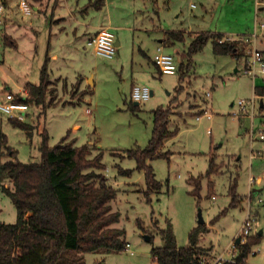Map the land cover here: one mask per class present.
I'll list each match as a JSON object with an SVG mask.
<instances>
[{
    "label": "rangeland",
    "instance_id": "rangeland-1",
    "mask_svg": "<svg viewBox=\"0 0 264 264\" xmlns=\"http://www.w3.org/2000/svg\"><path fill=\"white\" fill-rule=\"evenodd\" d=\"M20 1L27 5L35 2ZM108 1L111 19L135 29L125 36L111 29L116 38L120 37V46L112 59L97 55L87 46L85 36L74 39L69 33L68 39H61L59 42H64L60 54L48 69L50 77L62 75L63 80L52 78L53 94L46 97V101L52 100L50 106L42 111L28 103L24 119L19 120L30 126L31 135L13 127L9 117L0 112V130L8 145L16 151L19 161H38L41 133L45 131L49 146L69 134L67 141L92 145L90 158L102 152L104 168L96 172L116 190L111 206L120 213V219L114 226L125 230L124 239L130 246L120 253H87L85 264H151V248L163 245L160 229L170 224L177 244L184 246L189 233L198 225L199 210L209 230L204 241L211 242L217 256L222 255L225 260L231 258L233 248H227L232 242L235 245L248 212L252 228L246 242L259 235V231L262 236L242 264H264V202H257L264 194V142L251 141L250 137L251 131L256 135L264 129V99H256L253 113L249 103L245 113H240L237 105L241 99L249 101L254 87L264 84L260 74L255 78L244 74L253 48L261 51L264 58V27L259 26L264 24V9L256 4L262 2L264 7V0ZM68 2L72 4L71 0ZM1 4L2 18L6 19V30L0 28V102H4L8 92L22 96L28 94L27 86L24 87L27 82L39 83L50 12L38 15L36 21L34 12L25 15L17 5L4 8ZM84 9L80 14L86 21L100 23L107 18L94 8ZM37 22L40 33L36 41L32 27ZM173 30L243 39L239 57L214 55L209 41L192 56V66L180 82L178 67L187 61L186 40L163 49L174 56L176 73L156 75V67L149 59L162 43L165 31ZM6 33L16 47L4 41ZM51 35L54 42L53 32ZM194 37L186 35L189 41ZM152 74L156 75L153 79ZM132 83L148 86L152 96L136 105L130 94ZM157 108L170 109L168 129L178 131L159 149L165 157L147 161L161 183L147 195L144 172L136 170L133 159L121 154L131 148L147 147L154 126L152 111ZM11 159L5 152L0 163ZM210 165L213 171L207 174ZM119 168L132 173L122 175ZM191 180L193 184L189 183ZM198 181L201 189L194 196L191 192ZM2 186L12 185L7 178L0 177V222L12 224L17 218L16 208ZM233 186L239 204L229 207ZM222 211L225 212L221 214ZM145 236L152 237L151 241H146ZM234 253L238 255V249ZM206 256L209 262L217 257L211 253Z\"/></svg>",
    "mask_w": 264,
    "mask_h": 264
},
{
    "label": "trees",
    "instance_id": "trees-1",
    "mask_svg": "<svg viewBox=\"0 0 264 264\" xmlns=\"http://www.w3.org/2000/svg\"><path fill=\"white\" fill-rule=\"evenodd\" d=\"M168 36L178 42L184 39L178 32H168ZM3 39L15 47L10 36L5 35ZM209 41L214 55L235 58L239 57V45L243 39L229 40L223 39L221 35L197 34L187 46V61L180 68V82L192 66V56ZM49 61L46 55L39 72V83L27 85L28 94L25 98L26 103L34 104L42 111L52 101H46L47 95L53 94ZM254 93L263 97L264 84L254 87ZM152 113L154 126L147 147L131 148L124 155L121 154L124 158L133 159L136 170L144 172L147 195L161 184L155 179L147 161L165 157L159 149L165 140L174 137L178 131L168 129L169 108H157ZM8 121L13 127L31 135L28 124L15 118H9ZM68 135L56 145L49 146L47 133L43 131L38 148L39 160L21 162L0 130V159L5 152L12 157L0 163V177L7 178L12 186H2L1 189L11 199L17 212L14 223L0 222V264H85L84 255L87 253L104 255L120 253L125 249V230L114 226L120 219V213L111 206L116 198V190L107 184L101 173L96 172L104 168L102 152L90 158L92 149L85 144L76 145L74 140L67 141ZM118 171L122 175L132 173L121 168ZM211 171L212 165L207 174ZM189 183L193 184V181ZM200 189L199 181L195 182L191 194L198 196ZM230 193L232 200L229 207H235L239 204L235 186ZM206 230L204 224L197 225L189 233L188 243L179 246L171 225L167 224L166 228L159 231L163 245L150 250L151 264H202L201 260L206 254L197 244L199 234ZM260 238V235H254L246 243L236 245L238 255L235 264H242Z\"/></svg>",
    "mask_w": 264,
    "mask_h": 264
},
{
    "label": "crops",
    "instance_id": "crops-1",
    "mask_svg": "<svg viewBox=\"0 0 264 264\" xmlns=\"http://www.w3.org/2000/svg\"><path fill=\"white\" fill-rule=\"evenodd\" d=\"M105 1L106 2H104V0H94V2L92 3L91 0H89V2H90L89 4H82V3H79L77 0H71L72 4H69L68 0H45V2H44V0L43 1L42 0H35V2L33 4H30V5L28 4V6L30 7V10H31L29 14L34 12L35 13L34 17H35L36 21L39 20V18H37L38 15H40V14L46 15L48 11L50 12V18L48 20V23H49V27H48V29H49L48 30L49 38H48V43H47V51H46V54H45V56L48 55L49 58H50L49 63L51 61H53V59H56L59 56V54H60L59 50L63 46V42H64V41H62V42H59V41L61 39H64V37H66V39H68L69 33L71 34V36L74 39H78V38H81V36H85L86 43H87V40L90 37H92L93 35H95L98 32V30L103 28V27L109 28L110 30L111 29L112 30H116V31L119 32V34H121L123 36H125V33L128 32L129 30L131 31V30L135 29V28H133V27H131L129 25H125L124 23H120V20L114 22L113 18L111 19V17H110L111 16V13H110V9H111L110 1H108V0H105ZM0 3H4L3 4L5 6L4 8H11V6H15V5H17L18 8H20L19 7V0H1ZM256 4H257V6H259L258 8L260 10L264 9V7L261 6V4H263L262 2L256 1ZM84 8L85 9L86 8L87 9L88 8H94V9H96V11L98 13H100V14L104 13V17L107 16V18L103 19V21H101L100 23H97V22H94V21H88V20L86 21L85 19H83L84 18V17H82L83 15L80 14V10H82ZM29 14H27V15H29ZM5 23H6V19L4 18L3 19V23L0 25V28L6 30V27L4 25ZM32 31H33V34H34V38L37 41L38 40V34L40 33V24L38 22L32 27ZM52 32H53V37L55 38L54 42H53L52 35H51ZM168 32L181 33L183 38H184L183 41L181 42L183 44L186 42V40H188V42L190 43V41L193 39L192 38L189 41V39L186 38V35L187 36L188 35H191V36H196L197 35L195 33L191 34L190 32L180 31V30L165 31V33H164L165 35L163 36L164 39L161 40L162 43L159 44L157 47L161 46L164 49L165 45H174L175 43L178 42V41H174L173 39L169 38ZM58 35H59V37H57ZM116 40L118 42V46H120V37H117ZM14 44H15V42H14ZM67 45H68V41H67L66 46ZM15 47H16V44H15ZM185 56H186V54H185ZM149 61H150L151 64H153L155 66V64L153 63L151 58L149 59ZM183 64H184L183 62H181L179 64L178 70L181 68V66ZM156 70H157L156 75L157 74L159 76L165 75V74H161L157 67H156ZM156 75L152 74L151 75L152 79L154 77H156ZM52 78L59 79V82L61 80H63L62 75L54 76L52 74L51 78H50L51 81H52ZM28 84H31V83L27 82L24 85V87H26ZM135 85H139V84L132 83L131 90H132L133 86H135ZM24 87H22V88H24ZM130 94H131V91H130ZM152 94H153V91L151 90V96H152ZM24 95H27V94L25 93L22 96H24ZM88 146L91 147L92 145L90 144ZM115 153L116 152H114V154L113 153L112 154L116 155ZM212 198H214V196H212ZM204 225L206 227L205 222H204ZM208 231L209 230L207 229L206 231L201 232L199 234L198 244L197 245H198V247L200 248V250L203 253H205V254L211 253V255H213V256L216 255L217 256V251H216L215 246L211 242L204 241V235L206 233H208ZM259 232H262V231H259ZM259 232H258V234H259ZM259 235L262 236V233L259 234ZM156 247H160V246H156ZM229 248H230V246H228L227 249L229 250ZM233 255L234 254L232 252L231 258L233 257ZM236 257H237V255H236ZM228 264H230V263H228Z\"/></svg>",
    "mask_w": 264,
    "mask_h": 264
},
{
    "label": "built area",
    "instance_id": "built-area-1",
    "mask_svg": "<svg viewBox=\"0 0 264 264\" xmlns=\"http://www.w3.org/2000/svg\"><path fill=\"white\" fill-rule=\"evenodd\" d=\"M19 6L24 14L30 13V7L24 2L20 1ZM194 6V5H192ZM3 13V6L0 3V25L3 22L2 18ZM258 25V22L256 21V26ZM260 28L264 27V24H259ZM257 28V27H256ZM256 35L254 36V38ZM244 41H248V39H244ZM255 42V41H254ZM87 46L92 48L93 51L104 58L112 59L114 55L116 54V36L113 34V32L106 27H103L98 30V32L90 37L87 40ZM153 63L158 68L161 74L165 75H172L175 74L177 71V65L175 63L174 56L166 53L161 46L157 47L156 52L152 58ZM244 74H250L252 77H257L258 74L264 77V58L261 51L258 49L253 48L250 52V60L247 62L246 69L244 71ZM207 98H209V93L205 94ZM27 95L24 96H17L12 94L11 92H8L5 96V101L0 102V112L3 114H6L9 118H15L18 120H23L24 116L28 110V103L25 102V98ZM151 97V89H149L148 86L145 85H135L133 86L131 90V98L136 103H141L144 101H147ZM256 99H264L263 97L253 95L252 98L249 101L245 100H239L237 102L238 109L240 113L247 112V104H250L251 107V113H253V110L255 108V102ZM207 117H210V114H207ZM200 117H197L199 119ZM251 141L258 139L262 142H264V129L257 131L256 135L255 132L251 131ZM253 182V179L250 178V183ZM258 203L264 202V194L263 196H260L257 198ZM252 228V221L250 219V214L247 212L246 218L242 224V227L238 233L239 240L238 244H244L246 243V238L250 235V231ZM235 245H237L235 243ZM235 245L231 244V248H233V257L229 260L223 259L222 255H219L214 258L213 262H209L208 257L205 255L201 263L202 264H224L225 262L235 264L236 263V254L235 251ZM129 248V244L126 243L125 250ZM132 254V252H131Z\"/></svg>",
    "mask_w": 264,
    "mask_h": 264
},
{
    "label": "water",
    "instance_id": "water-1",
    "mask_svg": "<svg viewBox=\"0 0 264 264\" xmlns=\"http://www.w3.org/2000/svg\"><path fill=\"white\" fill-rule=\"evenodd\" d=\"M116 46H118L117 40H116ZM135 104L137 105L138 103L135 102ZM197 223L198 224H204V220L202 218L201 210H199L198 214H197ZM259 234H261V232H259ZM145 240L149 241L150 237L149 236H145ZM238 243H239V240H236V244H238Z\"/></svg>",
    "mask_w": 264,
    "mask_h": 264
}]
</instances>
